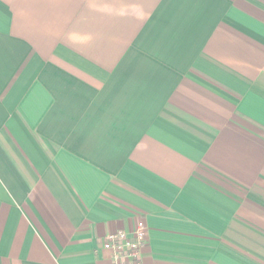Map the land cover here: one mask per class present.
<instances>
[{
  "label": "crops",
  "instance_id": "obj_1",
  "mask_svg": "<svg viewBox=\"0 0 264 264\" xmlns=\"http://www.w3.org/2000/svg\"><path fill=\"white\" fill-rule=\"evenodd\" d=\"M264 264V0H0V264Z\"/></svg>",
  "mask_w": 264,
  "mask_h": 264
},
{
  "label": "built area",
  "instance_id": "obj_2",
  "mask_svg": "<svg viewBox=\"0 0 264 264\" xmlns=\"http://www.w3.org/2000/svg\"><path fill=\"white\" fill-rule=\"evenodd\" d=\"M147 241L148 229L144 221H139L131 234L125 230L108 234L103 247L111 252L109 264H143L142 250Z\"/></svg>",
  "mask_w": 264,
  "mask_h": 264
}]
</instances>
